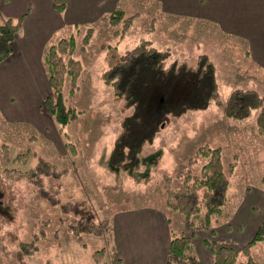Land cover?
Returning a JSON list of instances; mask_svg holds the SVG:
<instances>
[{"label": "rangeland", "instance_id": "1", "mask_svg": "<svg viewBox=\"0 0 264 264\" xmlns=\"http://www.w3.org/2000/svg\"><path fill=\"white\" fill-rule=\"evenodd\" d=\"M117 2L116 8L124 9V17L135 15L123 34L115 33L123 21L111 26L108 15L100 21L80 25L73 56L80 60L82 71L79 87L68 95L67 102L81 112L66 125L68 137L64 139L53 119L54 126L41 137L37 129L24 120L10 123L1 116L0 146L6 144L12 156L28 151L29 160L20 165L24 169L35 165L39 157L49 160L58 169H66L59 178H45V186H59L57 196L62 201H88L96 209L99 219H109L110 227L115 215L132 205H147L155 212L164 213L169 219L171 233H183L191 243V249L184 257L169 253L168 261L171 264H199L192 254V247L194 234L206 233L208 229L204 213L202 211L194 225L189 226L184 216L171 210L166 202L169 183L165 176L175 175L179 165L187 163L199 145L220 146L225 165L229 161L235 162L230 173L226 207L221 214L211 218L210 224L215 220L222 221L226 213L231 214L243 203L246 191L259 187L263 191L264 136L255 129L257 111L236 122L224 114L221 106L212 102L204 109L173 116L152 142L143 145L136 161L130 165L120 164L113 158L114 140L120 132V121L130 108L127 109L121 98L102 81L100 73L141 37L150 38L157 48L169 50L168 61L191 64L197 55L206 54L216 66L218 93L223 100L237 87L256 88L264 99V73L260 74L261 78L245 77L244 70L254 65L246 52L248 45L239 37L235 39L222 33L216 25H209L211 28L205 30L203 23L196 19L165 18L157 4L154 6L150 1ZM179 25L180 28H176ZM88 26L92 27V34L86 47L82 48L81 37ZM69 82L66 77L65 89ZM198 166L199 163L193 165L192 171L198 172ZM14 187L13 220L10 223L0 221V264H14L18 258L19 241H29L39 233V227L45 231L37 242L38 249L26 256L24 264H94L92 251L103 247L108 264V255L112 254L110 227L100 236L83 234L80 240L66 229L59 207L41 197L29 181L18 180ZM255 203L261 206L258 201ZM259 206L256 212L245 215L247 219L252 216L250 221L256 224L263 221L257 212L262 210ZM35 213L38 218L48 221L39 224V220L32 216ZM214 244L213 248L221 245ZM251 252L264 264V240L253 245Z\"/></svg>", "mask_w": 264, "mask_h": 264}, {"label": "trees", "instance_id": "2", "mask_svg": "<svg viewBox=\"0 0 264 264\" xmlns=\"http://www.w3.org/2000/svg\"><path fill=\"white\" fill-rule=\"evenodd\" d=\"M58 6L61 8L62 4ZM124 14L121 7L108 14L111 26L123 21L122 27L115 30L116 34H123L135 16L124 17ZM22 20L23 15H20L0 23V62L12 53ZM80 31V25H74L70 35L49 43L43 52L50 93L44 98L42 108L52 117L64 139L68 137L66 125L81 112L67 102L68 95L79 87L82 71L80 60L73 56ZM91 34L92 27H86L81 37L82 48L86 47ZM169 57V50L157 48L150 38L141 37L101 71L102 81L121 98L127 109L130 108V112L123 115L120 132L114 140L113 158L116 162L132 164L143 145L152 142L173 116L204 109L212 102L221 106L224 114L236 122L247 119L256 110L255 129L264 136V99L259 90L237 87L223 100L218 93L216 66L206 54L197 55L191 64L168 61ZM66 77L70 79L67 89L64 87ZM28 160V151L12 156L6 144L0 146V221L10 223L13 220L14 184L26 179L41 197L59 207L66 229L76 238L81 240L83 234L100 236L109 229V219H99L96 209L88 201H62L57 196L59 186H45V178H59L66 169H58L43 157H39L29 169L22 168L21 163ZM197 163L198 172H193L192 166ZM234 165L233 161L225 165L220 146L199 145L195 155L187 163L179 165L175 175L165 176L169 183L166 188L167 206L184 216L189 226L194 225L203 211L205 226L209 227L211 218L221 214L226 207ZM261 185L264 189V174ZM32 216L39 220V224L48 221L38 218L37 213ZM44 231L39 227V233L29 241H19L18 258L14 264H24L26 256L38 249L37 242ZM261 240H264V222L241 248L229 244L212 248V264H261L251 252L252 246ZM168 248L171 254L182 258L191 249L190 238L183 233L172 232ZM91 256L94 264H107L104 247L94 249Z\"/></svg>", "mask_w": 264, "mask_h": 264}, {"label": "crops", "instance_id": "3", "mask_svg": "<svg viewBox=\"0 0 264 264\" xmlns=\"http://www.w3.org/2000/svg\"><path fill=\"white\" fill-rule=\"evenodd\" d=\"M117 1L0 0V23L23 15L13 51L0 62V117L10 123L24 120L34 126L41 137L49 133L54 123L41 106L50 92L43 62L45 47L70 35L76 24L84 26L100 21L118 6ZM140 1L157 4L165 18L196 19L203 23L205 30L216 25L222 33L243 39L248 45L246 52L254 62L251 68L244 70L247 74L244 76L261 78L260 74L264 73V0ZM255 201L261 205L258 206L262 210L257 212L264 222V189L259 187L246 191L243 203L231 214L226 213L222 221L210 224L206 233L194 234L192 254L199 264L212 261L214 243L242 246L253 236L260 222L253 223L250 221L253 217L247 219L245 215L256 212ZM149 207L132 205L115 215L110 227L112 254L108 255V264H169V219Z\"/></svg>", "mask_w": 264, "mask_h": 264}]
</instances>
